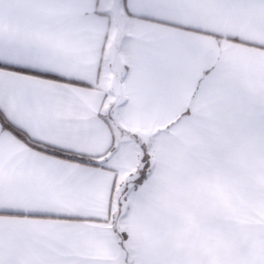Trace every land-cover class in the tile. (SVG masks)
<instances>
[{
    "label": "snow or ice",
    "instance_id": "obj_1",
    "mask_svg": "<svg viewBox=\"0 0 264 264\" xmlns=\"http://www.w3.org/2000/svg\"><path fill=\"white\" fill-rule=\"evenodd\" d=\"M0 264H264V0H0Z\"/></svg>",
    "mask_w": 264,
    "mask_h": 264
}]
</instances>
